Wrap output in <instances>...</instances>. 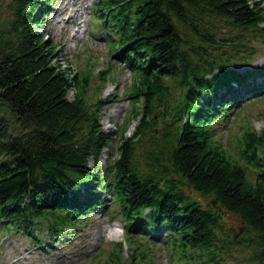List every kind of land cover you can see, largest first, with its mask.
<instances>
[{
    "label": "trees",
    "instance_id": "trees-1",
    "mask_svg": "<svg viewBox=\"0 0 264 264\" xmlns=\"http://www.w3.org/2000/svg\"><path fill=\"white\" fill-rule=\"evenodd\" d=\"M55 2L0 0V226L36 239L46 224L56 236L106 192L109 215L126 223L130 264H154L148 234L162 231L168 264H228L235 245L246 251L243 264H264V130L240 125L230 144L216 132L238 87L263 92L249 79L264 68L235 70L256 52L233 36L264 40V0L94 3L110 61L133 78L123 132L137 121L103 168L115 138L99 123L107 72L91 87L93 75L58 65V45L39 31ZM227 213L244 225L231 242L219 235ZM111 244L108 264H122L123 243Z\"/></svg>",
    "mask_w": 264,
    "mask_h": 264
},
{
    "label": "rangeland",
    "instance_id": "rangeland-1",
    "mask_svg": "<svg viewBox=\"0 0 264 264\" xmlns=\"http://www.w3.org/2000/svg\"><path fill=\"white\" fill-rule=\"evenodd\" d=\"M258 1L261 3L263 0ZM94 3L101 2L100 0H56L52 6L51 14L47 16L44 26L39 31L47 33L46 37L53 38L60 45V49H63L61 56L63 55L67 62L66 66L71 68L69 69L70 74L80 71L95 77L91 87L99 82L97 79L99 72H107L108 82L100 95L104 104L101 107V113H99V123L105 130H112L115 133V138L100 158V167L103 168L107 159L112 160L118 157L117 146L121 135L125 137L133 135L137 121L129 123L123 132L126 119L132 115L133 104L126 95L133 78L123 64H112L111 61H108L106 35L94 20L96 14ZM219 28L222 29V33L227 31L221 25ZM75 33L77 34L75 35ZM256 37L257 35L253 32L246 31L233 36L235 41L238 40L241 43H243L240 40L242 38L249 41L243 44L253 46L252 51L256 52L249 65L237 67L240 72L264 67V40L259 43L256 41ZM59 55L57 56L59 57ZM62 64L64 65L63 62ZM72 97L73 94H70V98ZM109 98L112 101L108 102ZM140 106L138 104L137 107ZM238 113H240V117L235 123L233 122L234 124L231 123L229 132L227 124L219 125V138L225 144L233 142L231 134L233 131V133L239 131V126L243 122L249 121L242 124L244 129L249 127L258 133L264 130L263 99L256 100L251 96L247 101L241 102V109ZM233 119L230 116L227 121ZM222 145L224 146V144ZM104 197L105 200L110 198L107 193ZM108 210L105 205L99 206L77 226L75 231L70 228L68 234L57 235L55 239L45 233L35 241L21 231L17 232L0 226V264H108V258L115 250V246L110 243L115 242L123 243L124 261L122 264H130L131 245L126 240L125 221L120 215L110 216ZM222 226L223 230L219 231V235L228 237L230 242V235H238L240 229L244 228L239 219L229 213H227ZM42 231H47L46 224L42 226ZM66 235L69 237L67 238ZM49 246L52 248L50 252ZM151 249H153L155 257L154 264H168V250L163 247L161 242L157 244V247H151ZM231 251L230 257L226 261L228 264H243L247 259L246 251H243L239 246H232Z\"/></svg>",
    "mask_w": 264,
    "mask_h": 264
},
{
    "label": "clouds",
    "instance_id": "clouds-1",
    "mask_svg": "<svg viewBox=\"0 0 264 264\" xmlns=\"http://www.w3.org/2000/svg\"><path fill=\"white\" fill-rule=\"evenodd\" d=\"M62 59L60 58V61H59V63H60V65H63L62 64V62H63V60L61 61ZM64 63V65H63V67H66V62H63Z\"/></svg>",
    "mask_w": 264,
    "mask_h": 264
}]
</instances>
